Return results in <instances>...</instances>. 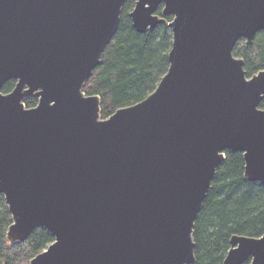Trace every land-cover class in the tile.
Wrapping results in <instances>:
<instances>
[{
	"label": "water",
	"instance_id": "95a60500",
	"mask_svg": "<svg viewBox=\"0 0 264 264\" xmlns=\"http://www.w3.org/2000/svg\"><path fill=\"white\" fill-rule=\"evenodd\" d=\"M126 1L0 0L7 240L39 228L54 238L29 264H195V223L226 152L243 153L245 178L264 185V70L248 77L234 56L264 31V0H134L137 32L172 30L169 69L103 119L84 87ZM248 262L264 264V234L232 237L223 264Z\"/></svg>",
	"mask_w": 264,
	"mask_h": 264
},
{
	"label": "trees",
	"instance_id": "16d2710c",
	"mask_svg": "<svg viewBox=\"0 0 264 264\" xmlns=\"http://www.w3.org/2000/svg\"><path fill=\"white\" fill-rule=\"evenodd\" d=\"M134 7V0L126 1L118 30L84 87L86 95L101 98L103 119L148 97L169 69L172 30L167 24H160L146 33L137 32L130 18ZM161 13L162 7L158 11ZM171 20L172 17L167 18L168 22ZM234 56L244 60L248 77L264 70V31L256 35L250 46L240 40ZM15 85L14 80L7 82L2 92L10 93ZM25 103L32 108L37 100L30 98ZM261 108L264 109V101ZM12 223L5 197L0 194V264H29L54 242L45 229L39 228L25 242L10 245L7 231ZM263 234L264 185L245 178L243 153L227 151L195 223V264H223L233 236L259 238Z\"/></svg>",
	"mask_w": 264,
	"mask_h": 264
},
{
	"label": "rangeland",
	"instance_id": "374dc122",
	"mask_svg": "<svg viewBox=\"0 0 264 264\" xmlns=\"http://www.w3.org/2000/svg\"><path fill=\"white\" fill-rule=\"evenodd\" d=\"M244 42H246L245 40H244ZM237 58H241V57H237ZM28 100V99H27ZM37 100V104H38V99H36ZM26 102V101H25ZM26 104V103H25ZM28 108V107H27ZM33 108V107H32Z\"/></svg>",
	"mask_w": 264,
	"mask_h": 264
}]
</instances>
